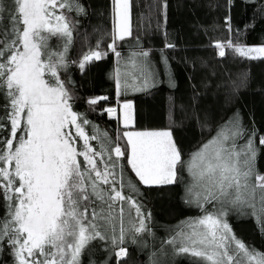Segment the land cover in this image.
<instances>
[{"label":"snow or ice","instance_id":"1","mask_svg":"<svg viewBox=\"0 0 264 264\" xmlns=\"http://www.w3.org/2000/svg\"><path fill=\"white\" fill-rule=\"evenodd\" d=\"M113 5L115 28L107 50L98 43L70 62L77 23L71 17L87 14L80 0H0V254L6 250L13 264H81L86 249L98 241L110 250V262L122 264L128 256L125 243L144 242L152 234L146 223L151 213L136 198L141 186L179 185L187 173L184 202L204 209V215L164 242L172 253L192 257V264H264V253L237 238L226 220L229 211L250 214L264 234V174L256 169L264 135L246 129L239 113L216 125L185 160L171 129H135L131 100L104 110L121 125L115 136L99 129L90 133L89 119L73 109L71 81L61 78L70 63L83 71L114 55L117 98L157 86L150 50L127 58L118 51V42L132 36L131 0H113ZM161 7L166 10V0ZM225 24L231 33L230 15ZM52 38L63 46L51 47ZM213 46L221 58L226 47L240 57H264V45L229 39ZM161 61L167 66L166 56ZM169 86L175 87L171 81ZM99 100L108 97L86 103ZM197 118L207 124L202 114ZM125 206L129 217L132 209L136 214L127 227Z\"/></svg>","mask_w":264,"mask_h":264},{"label":"trees","instance_id":"2","mask_svg":"<svg viewBox=\"0 0 264 264\" xmlns=\"http://www.w3.org/2000/svg\"><path fill=\"white\" fill-rule=\"evenodd\" d=\"M86 15L72 16L77 21L72 43L67 52L71 61H79L83 54L95 49L97 44L107 50L114 32L113 0H80ZM131 0L132 36L118 42V51L127 58L132 52L150 50L149 59L158 73L156 87L143 92L130 93L121 98L131 99L135 107L136 130L171 129L185 160L205 143L211 130L226 118L239 113L243 126L264 135V57L249 59L240 57L232 49H225L221 58L214 42H227L248 47L264 45V0ZM231 16L232 32L229 33L225 17ZM239 29V33H237ZM53 48L63 46V41L52 38ZM166 44L175 45L166 48ZM166 56L167 66L161 61ZM116 58L109 54L100 61L86 65L81 71L76 64L69 65L61 78L68 83L73 96V109L84 114L91 122L89 129L107 131L115 136L120 123L108 117L104 111L117 106L114 83ZM167 69V71H165ZM175 87H170L169 82ZM108 97L90 106L89 98ZM197 114H202L207 124L201 125ZM95 144V142H93ZM256 169L264 173V148L256 161ZM133 175L126 173V177ZM190 182L187 173L179 185L160 188H144L136 197L143 211L151 213L147 221L151 235L144 242L125 243L128 256L122 264H192L190 256L174 255L164 243L186 226V222L204 215V209L184 202V189ZM125 227L134 222L135 210L125 206ZM209 211H214L205 205ZM257 209L259 202L257 201ZM4 209L0 207V216ZM232 231L257 252L264 253V234L254 216L229 211L227 217ZM138 237V240H141ZM111 252L93 241L81 256V264H114L109 261ZM3 264H13L7 251L0 254Z\"/></svg>","mask_w":264,"mask_h":264},{"label":"rangeland","instance_id":"3","mask_svg":"<svg viewBox=\"0 0 264 264\" xmlns=\"http://www.w3.org/2000/svg\"><path fill=\"white\" fill-rule=\"evenodd\" d=\"M114 26H115V17H114ZM130 93H134V91H129L128 92V94H130ZM127 94V95H128ZM120 100H131V99H127V98H120ZM119 100V101H120ZM132 102H133V100H131ZM133 105H134V102H133ZM118 106H119V104H118ZM134 116H135V107H134ZM167 130V129H166ZM262 174H264V173H262Z\"/></svg>","mask_w":264,"mask_h":264}]
</instances>
